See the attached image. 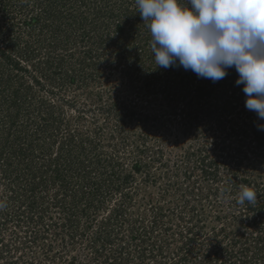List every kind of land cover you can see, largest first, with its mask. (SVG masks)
<instances>
[{"label":"rangeland","instance_id":"374dc122","mask_svg":"<svg viewBox=\"0 0 264 264\" xmlns=\"http://www.w3.org/2000/svg\"><path fill=\"white\" fill-rule=\"evenodd\" d=\"M82 1L55 2L41 30L38 3L0 0L26 68L3 67L0 123L34 140L1 154L0 264H264V119L235 68L157 67L135 0Z\"/></svg>","mask_w":264,"mask_h":264},{"label":"clouds","instance_id":"9594fccd","mask_svg":"<svg viewBox=\"0 0 264 264\" xmlns=\"http://www.w3.org/2000/svg\"><path fill=\"white\" fill-rule=\"evenodd\" d=\"M157 67H183L213 82L235 68L245 107L264 119V0H135ZM264 130V125L260 126ZM238 203H255L241 187ZM6 205L0 202V209Z\"/></svg>","mask_w":264,"mask_h":264},{"label":"trees","instance_id":"16d2710c","mask_svg":"<svg viewBox=\"0 0 264 264\" xmlns=\"http://www.w3.org/2000/svg\"><path fill=\"white\" fill-rule=\"evenodd\" d=\"M27 1H31L32 3L30 2L29 4L25 5L24 8L21 7L22 8L21 12L22 13L25 12V15L27 14V12L33 11L35 9L34 4L38 3V5H39L38 6L39 13H37L36 18L32 19V24H31L32 27H36L38 25L37 28L39 27V28H41V30H43L45 28V26H48V24H52V22H50V20L53 19L55 21L56 17H58L55 15V13H56L55 2H57L58 0H47L46 3H43V4L41 2H38V1H43V0H27ZM82 3H85V1L83 0ZM100 10L101 9L98 10L99 15H97V17L99 19L101 17ZM21 16H24V15L21 14ZM48 18H50V20H47ZM47 21H49V22H47ZM127 22H129V21H124V23H122V25L119 24L118 29L121 31L122 27ZM97 24H98L97 22L93 24L94 26L91 29V30H93L92 34H97L98 27H99V26H97ZM33 30H35V28H33ZM53 33H55V32H53ZM100 37L102 38L101 35H100ZM20 40H21V38L20 37L18 38L16 36L14 38L9 37L8 40H6L4 38H2L0 40V84L3 83L4 81H5V84L9 83V80H10V79H8V75L10 76V74H6V75L4 74V71H8L7 69L4 70V68H3L6 65L9 66V69H11L10 72L13 71L14 74L20 70L26 69V68H23L22 63L18 57V55L20 53V51L18 49V44H19ZM13 52H15V53L13 54ZM4 77H6V78H4ZM34 80H36V82H37L38 78L35 77ZM19 90H20V87L16 86L15 90L10 94L12 96L10 99L11 101L7 105V108L10 105L12 106V108L13 107L15 108V111L13 112L16 114L15 118L18 117V115H19V108H20V102H21V100H19V97H20L19 96ZM41 101H42L41 104H47V102H43V100H41ZM2 104H3V101H0V106ZM49 105L52 106L51 104H48V106ZM48 111H50V110L48 109ZM7 116H9V115H8V112L6 111V117ZM12 118H13V116L11 115V119ZM0 122H2V121L0 120ZM251 134H252V137L255 138V141L257 142V144H261V141L264 139V130H261V128H258V129L254 128V130ZM21 139L24 140L25 142L20 143ZM33 141L34 140L32 138H30L28 135L24 136V134H23V136H20V132L5 133L3 124L0 123V160H2L1 154H4L3 150H23V151H25V150H28V148H30V146L33 145ZM16 144H18V145L23 144L24 146H19V147H16V149H12ZM22 147H24V148H22ZM6 155L4 154V157ZM9 156H10V154H8V158H5V160L7 162H10ZM50 166H52V165H50ZM6 168H7V166H6ZM54 168L56 169V171H58L57 165ZM33 176H36V174ZM34 188H35V186H33V187L31 186V189H34ZM29 207L31 208L32 206L30 205ZM4 221L5 220H3V222Z\"/></svg>","mask_w":264,"mask_h":264}]
</instances>
